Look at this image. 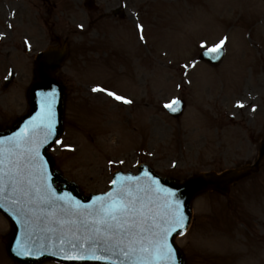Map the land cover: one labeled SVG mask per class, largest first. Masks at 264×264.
Masks as SVG:
<instances>
[{"label": "rangeland", "instance_id": "374dc122", "mask_svg": "<svg viewBox=\"0 0 264 264\" xmlns=\"http://www.w3.org/2000/svg\"><path fill=\"white\" fill-rule=\"evenodd\" d=\"M210 1L212 11L210 6L202 9L199 0H189L185 4L188 11L171 9L168 14L172 19L167 22L163 20L166 16L162 6L156 18L150 14L145 23L155 44L148 55H143L139 47L140 54L133 57H138L135 72L126 63L122 68L124 56H115L111 62L98 61V55L90 50L103 48L106 42L96 39L87 44L96 34L95 28L105 26L118 43L115 54L122 43L123 50L134 55L140 44L135 40L134 25L94 23L80 34L76 24L79 20L58 15L47 19L49 15L40 0H0L3 28L9 11L16 12L12 23L20 24L10 40L0 42V76L8 75L10 65L21 75L7 91H0V109L13 110V116L26 111L25 86L32 79L37 52L53 43L54 34H69L73 56L61 73H71L80 88L85 84L81 79H85L90 84L115 87L138 101L129 106L115 103L104 94L89 99L78 89L71 95L65 134L54 155L61 170L85 193L106 190L114 170L136 171L142 160L162 175L182 179L255 159L264 137V61L258 58L264 52V43L259 41L260 34L264 36V3ZM65 7L66 3L61 13H67ZM188 17L190 20H186ZM52 21L56 24L52 25ZM166 30L170 33H165L164 43L176 53L191 45L188 35L196 34L197 41L208 39L209 44H214L228 33V56L212 69L196 63V84L181 86L182 92L177 88L180 77L176 64L193 58L194 53L178 58L166 47L165 56L161 55L155 45ZM24 35L28 38L24 39ZM128 35L135 40L133 44L128 42ZM110 43L113 47V38ZM25 44L29 52L23 50ZM131 71L134 78L146 79L147 87L131 81ZM113 80L122 82L121 87ZM179 93L187 97L188 106L181 118L174 119L163 109V102ZM193 216L188 232L178 239L188 264H264V162L257 174L238 182L228 197L215 192L197 196ZM7 227L8 222L0 219V231Z\"/></svg>", "mask_w": 264, "mask_h": 264}, {"label": "snow or ice", "instance_id": "6c2138e0", "mask_svg": "<svg viewBox=\"0 0 264 264\" xmlns=\"http://www.w3.org/2000/svg\"><path fill=\"white\" fill-rule=\"evenodd\" d=\"M138 27L143 31L142 26ZM140 38L144 39L143 35ZM226 40L227 37L221 39L206 54L218 59ZM97 90L107 92L118 101L131 103L107 89H93ZM54 96L55 93L52 94L53 100ZM179 102L174 99L164 106L176 111L174 105ZM53 117L51 104H48L43 114L33 118L30 129L3 141L6 147L0 149V207L10 203L17 209L15 214L23 217L29 229L25 234L27 240H32L34 230L46 226L42 230L51 234L49 243L54 237V246H58L60 253H65L64 259L110 261L118 254L125 258L119 264L126 261L131 264H167L173 254L169 237L173 233L182 234L186 220L179 201L171 199L175 193L156 187V197L152 198L148 190L139 187L138 177L118 174L110 181L111 190L96 197L91 205L55 197L47 184L46 174L41 175L43 165L38 163L41 146L53 135ZM40 130H45L42 139L37 138ZM153 183L159 184L158 181ZM160 193L165 194L162 203L158 202ZM18 254H32L27 242L18 245Z\"/></svg>", "mask_w": 264, "mask_h": 264}, {"label": "water", "instance_id": "95a60500", "mask_svg": "<svg viewBox=\"0 0 264 264\" xmlns=\"http://www.w3.org/2000/svg\"><path fill=\"white\" fill-rule=\"evenodd\" d=\"M67 56V50L63 43H60L59 47L50 48L48 51L40 54L37 59L38 68L36 70V78L33 82L32 87L29 90V99L31 104L30 112L25 116L20 118L17 123L6 131H0V149L6 147L3 141H7L14 137L16 134L21 133L22 130L30 129V125L33 122L34 117L43 114L47 110L48 104H51V111L54 113L53 117V135L48 138V142L41 146L40 148V161L43 168L41 175L46 174L47 184L50 186L55 197H64L66 201H72L73 203L79 202L81 205H91L98 196L94 195L89 197H84L81 195L78 186L70 181L63 178L62 174L54 168V161L47 152L49 147L53 144V141L62 133L63 130V118H64V101H65V88L62 86L60 81L54 76V72L61 67L64 59ZM55 93L54 100L52 99V94ZM39 121H37L38 123ZM45 130H40L37 138L42 139ZM249 169H253L252 166L246 165L240 169H231L222 174H217L215 172L204 173L200 175H195L184 182H179L172 178H159L157 174L150 169H141L139 175L123 174L117 173L121 176H134L139 178V187L148 190L149 196L152 198L156 197L155 188L162 187L164 189L171 190L175 195L171 198L173 201L178 200L180 203V211L183 213L185 220V228L188 225L189 219L191 218V201L193 197L200 192L203 188L216 187L223 192H227L230 183L240 176L248 173ZM147 173V175H146ZM39 179V176H37ZM154 181H158V185H154ZM164 193H160V201L163 202ZM57 203H61L57 201ZM67 206V205H65ZM1 210L5 211L13 220L14 227L12 235L9 238V250L11 252L18 253V245L21 242H27L28 247L36 246L41 252L48 251L52 254H58L64 257L65 253H60L58 246H54L55 238L52 237V243H49L50 233L42 230L46 226H41V229L34 230V236L32 240H27L26 224L23 221V217L16 215L17 209L13 208L10 203H5L4 207H0ZM184 228V230H185ZM183 230V231H184ZM18 236V241L14 245V241ZM176 233H173L169 237V243L173 249L172 258L167 262V264H176L177 261L180 264H185L182 252L175 244ZM48 249V250H46ZM175 250V251H174ZM68 250L66 249V252ZM75 254V253H71ZM97 254H100L99 252ZM25 256V255H22ZM49 257H52L49 255ZM22 264L29 263L30 260L26 257H21ZM125 258L122 256L114 255L110 261H94L103 264H119L120 261H124ZM68 261V260H66ZM83 261H93V260H83ZM69 262L76 263L79 261L71 260ZM125 264H131L130 261H126Z\"/></svg>", "mask_w": 264, "mask_h": 264}, {"label": "flooded vegetation", "instance_id": "af4514ba", "mask_svg": "<svg viewBox=\"0 0 264 264\" xmlns=\"http://www.w3.org/2000/svg\"><path fill=\"white\" fill-rule=\"evenodd\" d=\"M100 11V10H99ZM98 11V12H99ZM124 14H125V12H124ZM133 15V14H132ZM103 16V14L101 15V16H98V18H100V17H102ZM4 120H6V118H3ZM0 264H14L10 259L8 260V259H5V258H1L0 259Z\"/></svg>", "mask_w": 264, "mask_h": 264}]
</instances>
